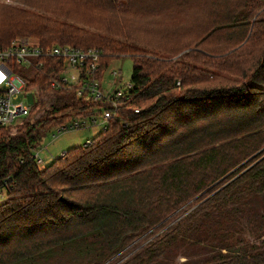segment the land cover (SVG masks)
Wrapping results in <instances>:
<instances>
[{
	"label": "trees",
	"instance_id": "16d2710c",
	"mask_svg": "<svg viewBox=\"0 0 264 264\" xmlns=\"http://www.w3.org/2000/svg\"><path fill=\"white\" fill-rule=\"evenodd\" d=\"M15 2L1 46L95 48L99 78L133 67L105 129L45 167L46 133L105 103L50 91L62 59L35 69L49 108L0 128V264H264V0Z\"/></svg>",
	"mask_w": 264,
	"mask_h": 264
},
{
	"label": "built area",
	"instance_id": "2783aa9c",
	"mask_svg": "<svg viewBox=\"0 0 264 264\" xmlns=\"http://www.w3.org/2000/svg\"><path fill=\"white\" fill-rule=\"evenodd\" d=\"M101 56V52L95 48L85 50L68 45L43 48L33 39H15L7 46L0 45V128L14 133L37 106V103L26 105L21 99L30 90L35 89L38 93V89L31 86L30 81L20 75L16 68L26 65L40 69L45 63L44 58L55 57L62 59L63 63L60 69L54 68L49 74L50 91L72 89L78 97L103 101L105 106L57 126L53 136L89 126H101V130L105 129L108 119L115 115V109L129 101L128 90L131 84L129 82L124 87H116L121 74L115 67L109 68L108 79L104 76L105 72L99 78ZM135 112L139 110L135 109ZM89 143L90 139L84 145ZM64 154L65 152L61 155ZM34 158L43 167L44 161L38 152Z\"/></svg>",
	"mask_w": 264,
	"mask_h": 264
},
{
	"label": "rangeland",
	"instance_id": "374dc122",
	"mask_svg": "<svg viewBox=\"0 0 264 264\" xmlns=\"http://www.w3.org/2000/svg\"><path fill=\"white\" fill-rule=\"evenodd\" d=\"M0 14H1V9L7 7H24L15 2V0H0ZM15 39H33L35 41H38L36 38L31 37V36H22V37H17ZM13 39V40H15ZM12 40V41H13ZM11 41V42H12ZM10 42V43H11ZM110 67H115L120 71V77L118 84L116 85L117 88L124 87L126 84H128L131 80V74H132V67L133 63L131 58L128 56H121L119 58L114 59L108 69L105 71L104 76L106 79L109 78L108 75V70ZM16 71L22 75L26 80L30 81L31 86H34V88L38 89V93L35 89L28 91V93H25L24 95L21 96V99L25 102L26 105H32L37 103V106L33 109V112L31 115H36V117L40 116L43 113V109L46 110L49 108V103L46 102L47 96H45L47 93H50L49 90L45 91L44 88L41 86L42 82L39 81L41 80L40 75H36L37 72L34 68L31 66H26V65H21L16 68ZM106 86V82L104 83ZM43 88V89H42ZM43 91V92H42ZM43 99V100H42ZM42 102V103H41ZM44 103V108H42ZM88 113H81L79 114L80 116H85ZM26 120V119H25ZM23 120L18 127L16 128V131L14 133H11L10 131L8 133L10 134H15L19 128V126L25 121ZM101 131V126H89L86 128H80V129H75V130H69L66 132L59 133L57 137H54L53 134L56 132V127L50 129L46 133V135L43 137L41 141V145L38 147L36 152L39 153L40 157L43 159V167L48 166L53 162V160L59 156L63 152L68 151L69 149H72L74 147L78 146H83L88 139H92L93 137L96 136L97 133ZM35 152V153H36ZM5 194L0 195V202H3L5 200ZM184 207H182L183 209ZM191 208L190 210H192ZM190 210L188 211H182L178 216H176L175 213V218L173 219L169 225L173 224L176 222L178 219L182 218L184 215H186ZM163 227L161 228L157 234H160L163 232L166 228ZM245 236L251 241L256 243L257 241L255 240L253 235H250L248 231L245 232ZM264 239V238H263ZM186 260V257L183 255L182 252L178 254L176 257V264H181L183 261Z\"/></svg>",
	"mask_w": 264,
	"mask_h": 264
}]
</instances>
